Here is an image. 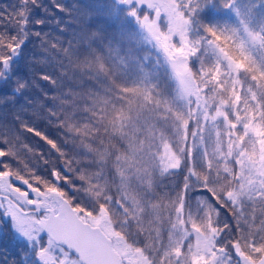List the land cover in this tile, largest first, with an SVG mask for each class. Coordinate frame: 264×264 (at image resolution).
Segmentation results:
<instances>
[{"label": "snow or ice", "instance_id": "snow-or-ice-1", "mask_svg": "<svg viewBox=\"0 0 264 264\" xmlns=\"http://www.w3.org/2000/svg\"><path fill=\"white\" fill-rule=\"evenodd\" d=\"M0 9V264H264V0Z\"/></svg>", "mask_w": 264, "mask_h": 264}, {"label": "trees", "instance_id": "trees-1", "mask_svg": "<svg viewBox=\"0 0 264 264\" xmlns=\"http://www.w3.org/2000/svg\"><path fill=\"white\" fill-rule=\"evenodd\" d=\"M94 0H62L63 3H65L68 6H72L76 3H84L86 5H90L91 3H93ZM17 0H0V5H8L9 8H11L12 4L16 3ZM47 2V0H46ZM101 2H103V0H101ZM96 4V3H94ZM0 11H3V9H0ZM229 13H233L235 14L232 9H225L219 6H215V7H210L208 9H206L205 11H203L201 13L202 17L204 18L205 21L209 22V23H214L216 20H219L218 18H223V14L224 15H229ZM56 16H59L61 19V22H67L68 17H66L65 14H62L60 12H56L55 13ZM237 19V17L235 18V20ZM238 21H235L233 23H237ZM232 23V22H230ZM44 28H51L52 31H56V26L54 25H44L41 26ZM68 27L71 28L73 27V25L68 24ZM31 48V44L26 45V50ZM138 52H142L143 50H137ZM67 63V62H66ZM73 67H76V65H73ZM79 75V73H77V76ZM81 115H83V113H81ZM10 119V117H9ZM41 128H43L44 126L41 124L40 125ZM101 132V136L98 139H102L104 141V143L110 147H114L118 154H123V149L120 147V144L118 141L116 140H110L108 139L106 136L103 135V129H100ZM49 134L53 137V138H64L65 137V132L62 129L59 128H52L49 130ZM26 136L28 137L27 142L30 145H37L39 149H43L45 151H47L48 149V145H46L43 141L39 140V138L33 137L31 136V134H26ZM69 140L71 141V138H69ZM79 140H76L74 142H69L68 147H67V151H69V153H73L76 148L79 146ZM97 145H92V147H96ZM115 159V155L111 156L108 159V164L109 167H114L113 164V160ZM14 163V162H13ZM154 179H157V184L158 186L154 189L155 195L158 198V200H164V202L166 203V195L171 193V180L169 178H163L160 179L158 176L154 177ZM162 181V182H160ZM160 182V183H159ZM163 183V184H162ZM162 184V185H161ZM160 186V187H159ZM115 195V193H114ZM166 214V212L164 213ZM0 235H2V233H0ZM7 251L9 254H13L15 252V248L13 246H9L6 242H4L3 240H0V251Z\"/></svg>", "mask_w": 264, "mask_h": 264}, {"label": "rangeland", "instance_id": "rangeland-1", "mask_svg": "<svg viewBox=\"0 0 264 264\" xmlns=\"http://www.w3.org/2000/svg\"><path fill=\"white\" fill-rule=\"evenodd\" d=\"M97 2H101V0H94L93 1V3H91V4H94V3H97ZM82 4H84V3H82ZM90 4V5H91ZM235 18H236V15L235 14H233V13H229V15H224L223 14V18H218L219 20H216L214 23H217V24H219V23H230V22H235V21H237V19L235 20ZM156 181H158L157 179H156ZM160 182H162V181H160ZM159 182V183H160ZM163 184V183H162ZM161 184V185H162ZM160 187V186H159ZM156 188V187H155ZM114 194V193H113ZM165 216L167 215V213L166 214H164ZM120 217H116V219H119Z\"/></svg>", "mask_w": 264, "mask_h": 264}, {"label": "bare ground", "instance_id": "bare-ground-1", "mask_svg": "<svg viewBox=\"0 0 264 264\" xmlns=\"http://www.w3.org/2000/svg\"><path fill=\"white\" fill-rule=\"evenodd\" d=\"M26 135V134H25ZM27 142V141H26Z\"/></svg>", "mask_w": 264, "mask_h": 264}]
</instances>
